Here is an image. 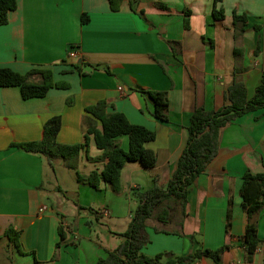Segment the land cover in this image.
I'll return each instance as SVG.
<instances>
[{
	"label": "crops",
	"instance_id": "0c3cea01",
	"mask_svg": "<svg viewBox=\"0 0 264 264\" xmlns=\"http://www.w3.org/2000/svg\"><path fill=\"white\" fill-rule=\"evenodd\" d=\"M17 3L8 23L0 25V68L21 74L51 70L55 82L70 87L31 99H24L18 86L0 87V264H94L123 242L117 233L130 225L131 200L138 206L135 193L146 191L136 175L147 171L164 187L172 178L194 111L229 104L227 92L235 81L245 84L249 99L255 96L264 76V0H122L116 12L109 0ZM215 4L224 10L223 20L215 19ZM235 13L249 18L243 33L234 26ZM72 47L80 54L76 60L68 58ZM77 63H84L80 70ZM141 89L167 92V122L153 116L154 104ZM100 101H107L108 112H122L156 133L146 146L157 154V165L127 164L120 192L104 183L96 189L78 182L77 175L67 191L71 169L61 159L52 160L54 172L47 157L13 146L41 140L45 124L57 115L62 118L57 141L82 143L85 109ZM120 144L127 150L128 138L121 137ZM100 155L92 140L90 156ZM102 168L81 155V175ZM263 171L264 108L222 129L217 157L191 186L186 216L175 208L167 223L150 218L142 252L152 257L188 255L201 246L218 249L226 240L231 208L232 246L223 264H264V206L249 218L240 193L246 172ZM251 222L262 241L252 256L242 239ZM10 228L20 234L18 246H9ZM195 264L217 263L203 258Z\"/></svg>",
	"mask_w": 264,
	"mask_h": 264
},
{
	"label": "trees",
	"instance_id": "16d2710c",
	"mask_svg": "<svg viewBox=\"0 0 264 264\" xmlns=\"http://www.w3.org/2000/svg\"><path fill=\"white\" fill-rule=\"evenodd\" d=\"M218 1L216 0V2ZM109 2L112 11H119L122 0H109ZM158 5L161 8H167L166 5ZM216 6L215 4L214 17L216 20H223L225 18L224 10H218ZM17 7V0H0V25L8 23L9 13L16 10ZM187 16H189L188 12ZM88 21V16L83 15L82 24H86ZM248 22L247 15L234 14V26L239 33L245 31ZM185 24L188 25V18L185 19ZM255 28L259 30L260 25H255ZM255 52L257 53L258 49ZM81 64H75L74 68L80 70ZM34 75H39L41 80L39 82L31 80ZM10 86L20 87L24 99L42 98L52 88L68 89L70 87L66 82H55L51 70H33L27 74H21L10 68H0V87ZM140 92L153 102V116L167 122L169 120L167 92L145 89H141ZM227 100L229 104L218 110L206 111L204 108H197L194 111L190 119L188 142L172 178L165 187L159 185L155 179L152 188L135 193L138 206L133 212L130 225L124 233H117L123 242L94 264H195L203 258H211L217 264H223L225 253L232 246L231 208L228 212L226 240L224 245L218 249L201 246L188 255L160 253L152 257L145 255L142 250L149 243L145 230L150 218L156 217L158 221L167 223L171 216V210L175 208H179L182 215L186 216V205L191 186L217 157L222 129L238 117L264 108V76L253 98H248L243 82L235 81L228 89ZM108 107L107 101H100L85 109L89 118L86 120L87 129L82 143L61 144L57 141L62 127V118L57 115L50 118L45 124L41 140L13 146L47 157L54 172L55 167L52 160L61 159L68 169L76 172L78 182L86 183L96 189H99L104 183L114 191L120 192L122 190V172L127 164L140 163L145 168H153L157 165V154L146 146L147 143L155 140L156 133L145 126L133 124L122 112H108ZM123 136H126L129 141L127 150L120 144V138ZM92 140L101 151V155L98 157L90 156ZM82 154H85L88 160L94 163H103V168L92 171L88 176L81 175L78 169ZM242 180L240 193L243 205L249 218H252L264 206V171L259 174L246 172ZM59 190L63 192L61 188ZM79 208L84 209L81 206ZM6 236L9 246H18L20 236L18 232L10 228L6 231ZM60 236L61 240H64L65 234L62 229ZM242 239L250 256L262 244L258 237L257 225L252 222L247 226ZM193 241H196L195 237H193Z\"/></svg>",
	"mask_w": 264,
	"mask_h": 264
},
{
	"label": "rangeland",
	"instance_id": "374dc122",
	"mask_svg": "<svg viewBox=\"0 0 264 264\" xmlns=\"http://www.w3.org/2000/svg\"><path fill=\"white\" fill-rule=\"evenodd\" d=\"M82 173H83V168H80L79 169ZM68 172L67 173H69V174H67V179H65V190H67V191H70L69 190V185L71 184V186H74V181H75V171L74 170H67ZM71 171V172H70ZM142 173H144V174H138V175H136V180H137V182L139 183V184H141L143 187L142 188H144V190H147V189H149L151 186H153L154 185V179H152V178H150L149 176H147V171L146 172H142ZM137 196V195H136ZM132 199H134V196L132 197ZM132 201V210H133V212L136 210V208H137V206L135 207V202H134V200H131ZM117 230H120L119 229V227H117Z\"/></svg>",
	"mask_w": 264,
	"mask_h": 264
},
{
	"label": "built area",
	"instance_id": "2783aa9c",
	"mask_svg": "<svg viewBox=\"0 0 264 264\" xmlns=\"http://www.w3.org/2000/svg\"><path fill=\"white\" fill-rule=\"evenodd\" d=\"M80 57L79 51L76 49V47H72L71 50L68 53V58L71 60H76ZM122 91V88H120Z\"/></svg>",
	"mask_w": 264,
	"mask_h": 264
}]
</instances>
